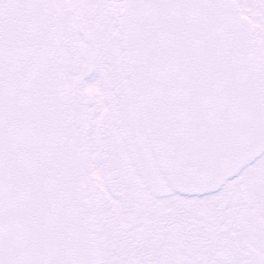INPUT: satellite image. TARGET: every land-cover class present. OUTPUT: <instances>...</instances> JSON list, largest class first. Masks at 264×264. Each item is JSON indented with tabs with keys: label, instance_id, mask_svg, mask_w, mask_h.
<instances>
[{
	"label": "snow or ice",
	"instance_id": "snow-or-ice-1",
	"mask_svg": "<svg viewBox=\"0 0 264 264\" xmlns=\"http://www.w3.org/2000/svg\"><path fill=\"white\" fill-rule=\"evenodd\" d=\"M0 264H264V0H0Z\"/></svg>",
	"mask_w": 264,
	"mask_h": 264
}]
</instances>
